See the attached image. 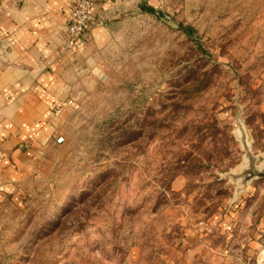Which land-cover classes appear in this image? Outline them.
<instances>
[{"label": "rangeland", "instance_id": "1", "mask_svg": "<svg viewBox=\"0 0 264 264\" xmlns=\"http://www.w3.org/2000/svg\"><path fill=\"white\" fill-rule=\"evenodd\" d=\"M118 2L60 141L0 184V264L264 262V0Z\"/></svg>", "mask_w": 264, "mask_h": 264}, {"label": "crops", "instance_id": "2", "mask_svg": "<svg viewBox=\"0 0 264 264\" xmlns=\"http://www.w3.org/2000/svg\"><path fill=\"white\" fill-rule=\"evenodd\" d=\"M75 1L0 0V184L26 177L41 150L60 141L84 64L79 58L86 55L89 63L109 43L118 0L97 9L99 23L88 31L87 47H66Z\"/></svg>", "mask_w": 264, "mask_h": 264}, {"label": "built area", "instance_id": "3", "mask_svg": "<svg viewBox=\"0 0 264 264\" xmlns=\"http://www.w3.org/2000/svg\"><path fill=\"white\" fill-rule=\"evenodd\" d=\"M112 0H76L67 20L68 49L81 50L89 41L88 31L99 23L97 9Z\"/></svg>", "mask_w": 264, "mask_h": 264}, {"label": "water", "instance_id": "4", "mask_svg": "<svg viewBox=\"0 0 264 264\" xmlns=\"http://www.w3.org/2000/svg\"><path fill=\"white\" fill-rule=\"evenodd\" d=\"M253 165V164H251ZM251 165L247 168L244 169V171L241 173V177L245 183V185L252 180L255 176L259 178L264 177V168L263 169H257V168H252Z\"/></svg>", "mask_w": 264, "mask_h": 264}, {"label": "trees", "instance_id": "5", "mask_svg": "<svg viewBox=\"0 0 264 264\" xmlns=\"http://www.w3.org/2000/svg\"><path fill=\"white\" fill-rule=\"evenodd\" d=\"M147 9L153 11V8H151V7L147 8ZM184 28H185V30H186L188 33L193 32V28H192L191 26H190V27H184Z\"/></svg>", "mask_w": 264, "mask_h": 264}]
</instances>
